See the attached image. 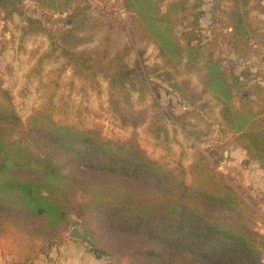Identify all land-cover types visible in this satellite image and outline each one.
Masks as SVG:
<instances>
[{"label": "trees", "instance_id": "1", "mask_svg": "<svg viewBox=\"0 0 264 264\" xmlns=\"http://www.w3.org/2000/svg\"><path fill=\"white\" fill-rule=\"evenodd\" d=\"M16 3L0 0V9L12 13ZM227 3L232 7L226 28L220 23L211 37L199 24L203 0H124L123 5L135 34L156 44L168 65L196 74L202 92L192 94V102L212 95L227 129L264 171V109L256 111L251 103L252 97L264 100V85L247 82L253 72L246 64L253 56L264 57V33L251 27L249 12L240 8L239 0H212V12ZM37 4L23 33L47 34L52 51H60L83 80L96 76L93 65L110 66V104L123 126L140 127L135 120L142 114L132 111L135 120H127L114 95L125 93L122 104L131 107L129 92H137L140 100L150 91L146 80L128 75L124 60L131 49L113 57L106 50L80 49L93 40L84 35L91 9L85 0ZM191 11L198 13L180 32L182 19ZM219 46L229 47L246 64L240 74L225 68L216 56ZM54 111L49 101L23 122L0 79V237H25L40 244L36 256L48 254L75 216L97 258L129 264H264L256 205L203 153L188 172L173 170L152 159L136 135L116 143L98 130L56 120ZM159 122V116L153 117L148 132L166 139L169 132Z\"/></svg>", "mask_w": 264, "mask_h": 264}, {"label": "rangeland", "instance_id": "2", "mask_svg": "<svg viewBox=\"0 0 264 264\" xmlns=\"http://www.w3.org/2000/svg\"><path fill=\"white\" fill-rule=\"evenodd\" d=\"M15 1L12 13L0 9V79L11 93L23 122L51 101L56 120L98 130L106 139L116 143L126 142L136 135L140 146L152 159L173 170L182 167L188 172L198 153H203L250 204L256 205L255 226L263 234L264 199L251 193L252 184L244 183L248 179L246 172L250 168L257 170L259 164L249 160L237 136L227 129L220 115L221 106L212 95H203L198 102H192V94L202 92L196 74L186 73L183 67L168 65L161 58L156 44L137 31L135 34L131 15L123 5L124 0H85L91 9L84 35L93 40L80 49L108 51L111 57L126 48L131 49L124 60L130 67L128 75L134 80H146L150 91H146L140 100L137 92H129L131 107L122 104L125 93L117 91L114 95L127 120H135L132 111L139 112V117L142 114L140 119L135 120L142 123L137 128L123 126L119 114L110 104L107 77L114 74L113 69L107 64L93 65L92 72L96 76L83 80L74 73L68 59L62 57L60 51H52L47 34L27 36L23 33L27 18L33 16V10L37 9V0ZM238 5L249 12L251 27L264 33V0H239ZM212 7V0H203L199 22L203 34L209 37L220 23L223 29L226 28V13L232 5L227 3L213 12ZM196 13H186L180 32L193 22ZM216 56L228 71L234 70L237 74L245 69L246 64L249 65L254 76L247 82L264 85V57L253 56L251 61L243 64L226 46H219ZM251 103L256 111L264 109L262 98L252 97ZM155 116L160 117L169 132L166 139H155L148 132V124ZM68 222L61 239L48 254L36 256L34 251L40 244L30 243L29 239L17 235L0 237V256L4 253L8 256L7 264H129L125 259L97 258L91 252L89 242L70 237L72 229L84 230L76 217L71 216Z\"/></svg>", "mask_w": 264, "mask_h": 264}, {"label": "crops", "instance_id": "3", "mask_svg": "<svg viewBox=\"0 0 264 264\" xmlns=\"http://www.w3.org/2000/svg\"><path fill=\"white\" fill-rule=\"evenodd\" d=\"M244 163L246 162H243V164ZM246 173L248 179L244 183L252 184L253 187H250L251 193L254 196L259 195L264 199V171L261 170L259 167H257V170L254 168H250ZM261 232L264 234V229L261 230ZM7 260H8V256L5 253L2 256H0V264H7Z\"/></svg>", "mask_w": 264, "mask_h": 264}, {"label": "water", "instance_id": "4", "mask_svg": "<svg viewBox=\"0 0 264 264\" xmlns=\"http://www.w3.org/2000/svg\"><path fill=\"white\" fill-rule=\"evenodd\" d=\"M70 237L84 242H89L87 232L85 230H79L78 228L71 230Z\"/></svg>", "mask_w": 264, "mask_h": 264}]
</instances>
